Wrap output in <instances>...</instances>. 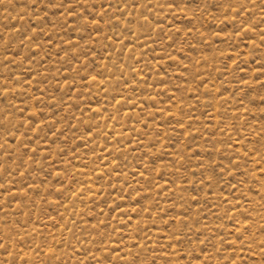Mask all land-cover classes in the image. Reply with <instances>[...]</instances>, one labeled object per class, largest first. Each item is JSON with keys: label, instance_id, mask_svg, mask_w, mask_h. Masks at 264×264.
I'll use <instances>...</instances> for the list:
<instances>
[{"label": "rangeland", "instance_id": "374dc122", "mask_svg": "<svg viewBox=\"0 0 264 264\" xmlns=\"http://www.w3.org/2000/svg\"><path fill=\"white\" fill-rule=\"evenodd\" d=\"M0 264H264V0H0Z\"/></svg>", "mask_w": 264, "mask_h": 264}]
</instances>
